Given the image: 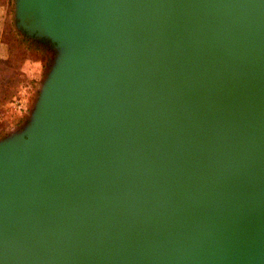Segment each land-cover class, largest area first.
Segmentation results:
<instances>
[{
	"label": "water",
	"instance_id": "obj_1",
	"mask_svg": "<svg viewBox=\"0 0 264 264\" xmlns=\"http://www.w3.org/2000/svg\"><path fill=\"white\" fill-rule=\"evenodd\" d=\"M51 65L0 137V264H264V0H15Z\"/></svg>",
	"mask_w": 264,
	"mask_h": 264
},
{
	"label": "rangeland",
	"instance_id": "obj_2",
	"mask_svg": "<svg viewBox=\"0 0 264 264\" xmlns=\"http://www.w3.org/2000/svg\"><path fill=\"white\" fill-rule=\"evenodd\" d=\"M15 0H0V137L21 126L51 65L50 47L35 37L23 44Z\"/></svg>",
	"mask_w": 264,
	"mask_h": 264
},
{
	"label": "trees",
	"instance_id": "obj_3",
	"mask_svg": "<svg viewBox=\"0 0 264 264\" xmlns=\"http://www.w3.org/2000/svg\"><path fill=\"white\" fill-rule=\"evenodd\" d=\"M28 39H30V37L25 36L24 38H20L19 40H20V42L23 44V43H24L26 40H28ZM40 41L45 42V43L48 44L49 46L52 45L51 42H50V40H48V39L41 38Z\"/></svg>",
	"mask_w": 264,
	"mask_h": 264
},
{
	"label": "flooded vegetation",
	"instance_id": "obj_4",
	"mask_svg": "<svg viewBox=\"0 0 264 264\" xmlns=\"http://www.w3.org/2000/svg\"><path fill=\"white\" fill-rule=\"evenodd\" d=\"M44 45H46V46H49L48 44H46L45 42H44Z\"/></svg>",
	"mask_w": 264,
	"mask_h": 264
}]
</instances>
